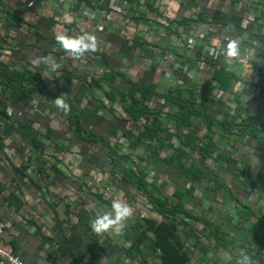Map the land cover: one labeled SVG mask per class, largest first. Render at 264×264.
Segmentation results:
<instances>
[{
    "label": "crops",
    "instance_id": "1",
    "mask_svg": "<svg viewBox=\"0 0 264 264\" xmlns=\"http://www.w3.org/2000/svg\"><path fill=\"white\" fill-rule=\"evenodd\" d=\"M107 5L108 0H0V37L7 34L8 42L17 46L16 50L0 48L5 67L21 70L30 64L28 60L54 56L62 65L58 71H49L43 64L29 66L40 73L42 89L70 101L79 134L94 140H82L72 132L74 126L55 107V98L25 96L0 83V218L4 223L0 246L25 264H138L141 255L127 254L130 245H137L148 263H156L154 253H146L151 234L140 225L142 217L158 218L156 204L119 174L96 166L107 167L102 139L116 142V151L127 155L124 166L142 170L146 180H167L162 174L167 165L165 176L175 177L172 164L163 165L159 158L174 153V137L167 141L162 136L174 131L177 107L153 95L141 108V116L132 118L127 98L106 96L109 86L123 90L128 83L151 84L157 94L180 90L195 104L202 103L204 112L216 121L234 109L258 129L257 138L223 133L219 122L208 126L201 117L191 119L197 134L209 136L220 154L226 155L221 168L226 164L237 168L227 178L234 193L242 195L243 185L250 184L245 171L253 185H264V150L255 144L264 143V0H143L124 13L111 11ZM87 8L102 29L85 22ZM162 15L170 21L165 27L155 20ZM198 16L204 21L194 32L193 19ZM229 25L231 30L225 32ZM84 32L97 37L98 50L81 59L66 53L60 62L58 53L66 51L55 35ZM176 37L183 41L192 37L193 46L177 44ZM234 37L241 40V56L229 63L222 53L227 40ZM205 45L207 53L214 48L221 52L208 56ZM204 57L214 62L216 70L221 65L228 72L224 82L211 78L212 66ZM163 59L166 64L176 61L183 69L160 67ZM116 77H121L118 82ZM155 122L162 130L156 131ZM160 137L163 145L156 140ZM189 181L195 185L199 180ZM215 188V192L223 189ZM151 189L159 190L157 185H150ZM173 190L168 189L166 195L171 196ZM114 199L133 209L126 227L120 234H95L90 221L110 210ZM192 251L198 264H230L239 253L231 248Z\"/></svg>",
    "mask_w": 264,
    "mask_h": 264
},
{
    "label": "trees",
    "instance_id": "2",
    "mask_svg": "<svg viewBox=\"0 0 264 264\" xmlns=\"http://www.w3.org/2000/svg\"><path fill=\"white\" fill-rule=\"evenodd\" d=\"M201 21L204 20L202 17L198 16V18L193 19V21ZM14 31V29H13ZM6 37V38H5ZM7 34L0 37V48L11 50L17 46H13L7 40ZM67 52H60L58 54L65 55ZM5 55L4 52L1 53L0 56ZM204 62L210 63L212 66V75L211 78L215 81L221 83L228 75V72L223 69V66L220 65L218 70L214 68V62L208 60L204 57ZM5 62V61H4ZM0 59V83L6 87L11 89H16L20 91L25 96H40L41 94L46 98H56L57 94H54L52 90H44L41 88L40 84L42 81V77L39 72L33 70L30 66H23L21 70L17 69H7L4 63ZM207 63V64H208ZM121 78V77H120ZM126 80V78H122ZM128 81V80H127ZM224 82V81H223ZM128 87L125 89H119L115 87L108 88V91L105 93L106 96H109L111 99L112 96L119 94L120 97L127 98L129 103L127 104V112L132 118L140 117L142 114V107H146V102L154 95L157 98L164 99V103L172 102V105L177 107L175 113V122H173L174 131L173 132H165L162 136L167 141L173 136L177 142L178 146L174 148L173 155L165 156L161 160L165 164H170L176 162L181 170V174L184 176V180L190 183L189 179L192 182L197 181L195 185L189 184V186H196V188H201L203 191H213L216 190L215 187H222L223 189H227L228 197L236 200H240L238 197H241V194L237 195L232 191V189L225 183L227 178H230L236 171L237 168L227 165L224 168L222 164L226 160V155L222 156L220 151L216 148V143L211 140L208 136H199L197 134V126L192 122L191 117H201L205 120V123L208 126L214 125L219 122L220 128L222 132H234L237 135L248 134L252 138H257L259 135L258 129L255 127L248 125L242 116H238L239 121L234 122L231 119H228V114L224 113V116L216 121L209 113L204 112V108L202 103L195 104L191 98H188L187 95L181 94L180 90H173L171 93L163 92L157 94L152 90V85H132L128 83ZM224 86L221 85V88ZM167 91V90H166ZM138 93L139 96H135ZM157 95V96H156ZM70 104V101L67 100ZM71 106V104H70ZM72 107V106H71ZM200 107V109H199ZM122 108H125V105H122ZM199 109V110H198ZM123 110V109H122ZM66 120L68 124H73L72 132L82 140H86L89 142H93V138H90L86 135H81L80 128L77 126V118L75 116V108H71V111L67 114ZM156 123V124H155ZM154 123V128L156 131L162 130L159 128V123ZM162 137L156 139L160 141L159 144L163 145ZM102 144L105 147L107 152L108 159L106 160L107 167L104 165H98L97 169L100 171H107L112 174H119L120 177L126 179L129 183H132L136 186V188L143 194L150 202L156 204L157 210L162 214L168 216L167 223H158L155 219L150 217H142L141 218V227L144 230H147L151 234V242L147 246L149 248L148 252H153L154 257L156 258L155 264H189L193 261V251L192 249L197 248L201 252L206 253L210 240L208 239V235L212 237L214 245L220 246V248L224 249L227 245L232 248L233 246L230 243H227L217 232L218 224H213L210 221H207L201 217H197V215L189 213V211L184 207L185 202L187 201L185 197V193L189 192V189H180L178 187L174 188L171 193V196L163 195V197L159 198L152 194L150 191V185H145L146 173L142 170L136 169L133 170L130 167L124 166V160L127 158V155L123 153H118L117 143L109 142L100 139ZM256 146L260 149L264 150V143L255 142ZM170 145V143H169ZM194 153L198 156L194 157ZM207 160L213 162V167L210 168ZM244 176L247 178L248 184L252 185H243V190L247 192L246 187H256L259 190H262L258 185H253V180L250 179V175L247 171L244 172ZM194 180V181H193ZM155 187V185H151ZM246 188V189H245ZM185 216H190L193 219V224L188 223V227L190 230H198L196 227L198 223H204L207 226L206 234H198L196 238L189 244L183 243L179 238H183L181 233L183 227V218ZM203 237L204 239H201ZM235 247V246H234ZM241 249L245 250L246 253L252 258L253 264H264V241H262L257 246L253 247V249H248L244 246H241ZM127 254H130L131 251L133 253L138 252L141 255V260L138 264H151L145 260L144 254L140 253V249L137 245H130L127 250ZM236 257L233 256V259L230 261V264H236Z\"/></svg>",
    "mask_w": 264,
    "mask_h": 264
},
{
    "label": "rangeland",
    "instance_id": "3",
    "mask_svg": "<svg viewBox=\"0 0 264 264\" xmlns=\"http://www.w3.org/2000/svg\"><path fill=\"white\" fill-rule=\"evenodd\" d=\"M161 159L162 158L160 157L159 162L165 165ZM141 160L145 161V157L143 155H141ZM207 163L210 168L213 167V162L207 160ZM170 164L173 166L172 170L175 177L171 178L170 176H165V169H168L167 165L165 166L162 174L163 177H168V181L166 178L159 179V181H157L156 178L153 180H146L147 183L145 185H157L159 189L158 191L151 189L150 191L153 195L161 198L164 194L166 195V193H169L168 189H172V187L189 189V192L185 193L187 201L185 202L184 207L189 211V213L197 215V217L199 216L213 224H218V234L227 243H230L233 246L231 249L232 251L234 250V252L236 250L239 252V250H241V246L253 249V247L264 241V185H258L262 190H259L256 187L248 186L246 187L248 189L247 192L243 190L241 197H238L240 200L231 199L228 197L227 189H219L217 192H213L208 190L203 191L201 188H196V186H189V183L184 181V176L181 175L179 165L176 162ZM177 176L181 178L180 181H178L179 179H177ZM225 183L228 186L229 184L231 185L229 179H227ZM260 183L263 184L262 181H260ZM141 196L145 197V194H142ZM155 210L157 211L156 208ZM168 218V216L160 212L158 213V218L155 220L158 223L166 224ZM183 219L184 224L182 230L179 232L183 234V238H179V240L183 241V243L190 244L193 239L198 236V234L207 233V226L204 225V223L197 224V231L190 230L188 223L193 224V219L190 216H185ZM201 239L204 238L201 237ZM208 239L210 240V249L220 248V246L212 244L214 242L210 235H208ZM228 248H230L229 245L226 246V249ZM192 262H195L194 264H198L199 259Z\"/></svg>",
    "mask_w": 264,
    "mask_h": 264
},
{
    "label": "clouds",
    "instance_id": "4",
    "mask_svg": "<svg viewBox=\"0 0 264 264\" xmlns=\"http://www.w3.org/2000/svg\"><path fill=\"white\" fill-rule=\"evenodd\" d=\"M230 30V25L224 28L225 32ZM55 40L60 47L74 59H81L86 53H94L98 50L97 37L87 32L75 36L57 33L55 35ZM192 43L193 41L189 40V44ZM240 45L241 40L238 37L229 38L227 40L226 46L223 49V54L229 63L240 58ZM32 63L37 66L43 64L49 71L53 72L58 71L62 67L52 55L36 57ZM54 105L57 109L63 111L64 114H68L71 111L70 104L63 96L58 95L54 99ZM132 213L133 209L127 203L119 199H114L111 203L110 210L96 215V217L90 221V228L97 235H102L109 231L120 234L126 227L125 222L131 217ZM236 264H253V260L245 250L241 249L239 250Z\"/></svg>",
    "mask_w": 264,
    "mask_h": 264
},
{
    "label": "built area",
    "instance_id": "5",
    "mask_svg": "<svg viewBox=\"0 0 264 264\" xmlns=\"http://www.w3.org/2000/svg\"><path fill=\"white\" fill-rule=\"evenodd\" d=\"M56 1H58V0H56ZM142 1L143 0H108L107 8L110 9L111 11H115L117 13H124L125 11H129L130 8L137 7V5L141 4ZM87 9L88 10H86L84 12L85 22L88 24H91L95 29H98V30L102 29L103 25L98 21L95 13L92 10H90V8H87ZM155 20L162 27H165V26L169 25V23H170L168 17L165 15L159 16V17H157V19L155 18ZM192 26H193L194 32H198V30L201 28V21H197V20L194 21ZM13 34H14V31L10 32L9 37L13 36ZM189 40H192V37H188L187 39H184V41L181 40L180 37L175 38V42L177 44H182L183 46H185L188 49L193 46L192 45L193 43L189 44ZM205 46L203 48H206L205 53L208 56L216 55L218 52L219 53L221 52L218 49L214 48V49H211V51L209 53H207L208 47H207V45H205ZM143 47L148 48L149 50H152L154 53L156 52L154 47H152L146 43L145 44L143 43ZM0 51H2V50L0 49ZM90 56L94 57L92 54H90ZM62 60H64V55H59V61L62 62ZM32 61L33 60H28L27 62L30 63L31 65L35 66V64H33ZM29 65H26V66H29ZM159 66L160 67H166V66L170 67L171 66V67H174L176 69H183V67H181L182 65L180 63H178L176 61H171L169 64H166L164 59L160 61ZM119 80H120V77H116V81L118 82ZM32 105H35L34 101H32ZM227 117H228V119H231L234 122L239 121V118L236 115L234 109L229 110V114ZM117 140L119 141V143L123 142V136L120 135L119 132H118ZM171 143H172L171 146L173 149L178 146V142L175 138H172ZM249 196H251V195H249ZM3 227H4V223H3V220L0 218V234L2 233ZM0 264H25V263L22 261V259L18 255L11 253V252H8L0 246Z\"/></svg>",
    "mask_w": 264,
    "mask_h": 264
}]
</instances>
